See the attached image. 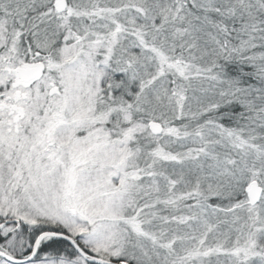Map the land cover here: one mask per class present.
<instances>
[{"label": "snow or ice", "instance_id": "1", "mask_svg": "<svg viewBox=\"0 0 264 264\" xmlns=\"http://www.w3.org/2000/svg\"><path fill=\"white\" fill-rule=\"evenodd\" d=\"M0 264H264V0H0Z\"/></svg>", "mask_w": 264, "mask_h": 264}]
</instances>
